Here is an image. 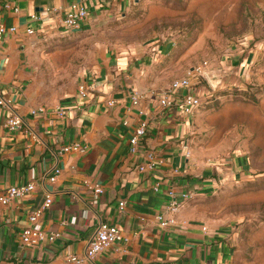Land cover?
Returning a JSON list of instances; mask_svg holds the SVG:
<instances>
[{
  "label": "crops",
  "instance_id": "crops-1",
  "mask_svg": "<svg viewBox=\"0 0 264 264\" xmlns=\"http://www.w3.org/2000/svg\"><path fill=\"white\" fill-rule=\"evenodd\" d=\"M71 2L89 8L79 33L90 35L93 44L77 85H87V97L81 99L76 88L60 101L45 104L42 90L34 83L44 64L56 55L44 50L59 40L55 38L75 31L61 32L49 18L44 20L43 33L27 35L25 28L34 23L29 14L45 17L46 10L61 11ZM5 3L11 8H4ZM142 4L143 0H0V21L5 28H16L0 39L4 101L0 105V190L28 182L35 186L29 194L0 205V264H67L66 256L82 254L101 221L116 224L122 239L86 264L231 262V238L197 211V201L214 192L221 177L205 166L193 147L197 109L188 117L178 108L162 110L154 98L131 105L134 93L162 89L186 74L188 52L171 39L109 37L121 31H113L115 24L128 21ZM192 91L203 98L207 89L197 85ZM58 105L67 109L65 116L31 113L38 106ZM141 109L147 114H140ZM9 115L22 118L20 129L4 127ZM143 119L147 120L143 145L156 152L159 162L153 170L140 172L142 158L130 152L129 139ZM184 138L191 141L189 158L179 145ZM74 142L85 146V151L61 150ZM55 167L60 172L51 182L48 176ZM96 187L101 192L95 193ZM170 189L191 192L193 198L178 212L176 224L162 228L156 216L163 211ZM47 194L52 201L32 225L28 215ZM27 226L61 236L54 243L26 246L21 232Z\"/></svg>",
  "mask_w": 264,
  "mask_h": 264
},
{
  "label": "rangeland",
  "instance_id": "rangeland-1",
  "mask_svg": "<svg viewBox=\"0 0 264 264\" xmlns=\"http://www.w3.org/2000/svg\"><path fill=\"white\" fill-rule=\"evenodd\" d=\"M115 29L109 37L171 39L188 52L184 72L201 68L193 147L221 177L197 211L231 238L227 264H264V0H143ZM90 38L78 30L45 48L56 55L34 83L45 104L76 90Z\"/></svg>",
  "mask_w": 264,
  "mask_h": 264
},
{
  "label": "built area",
  "instance_id": "built-area-1",
  "mask_svg": "<svg viewBox=\"0 0 264 264\" xmlns=\"http://www.w3.org/2000/svg\"><path fill=\"white\" fill-rule=\"evenodd\" d=\"M102 2L104 0H97ZM4 8H11L10 4L5 3ZM14 11H18V8H13ZM89 14V8L87 5L79 2H71L65 9L58 11L55 8L46 10L43 15L38 13L29 14V19L34 23L25 28L27 35H35L37 33H43L44 20L49 18L53 20V28L58 29L61 32H72L79 30L82 27L83 22L87 19ZM16 28L14 26L5 28L0 21V39L6 32H14ZM201 68H195L187 72L184 76L173 79L167 86L162 89H149L145 92L134 93L131 96V105L136 106L141 99L154 98L157 100L159 108L162 110H168L171 108H178L180 112L188 117L194 113V111L203 103V98L194 94L192 89L198 85V81H193L197 76L202 75ZM206 76L205 78L208 80ZM212 77V76H211ZM215 77V76H213ZM78 96L82 98L87 97L88 87L86 84H80L77 88ZM4 104L2 98H0V105ZM51 111L56 116L62 117L67 114V109L60 105L52 108L46 106H38L31 110L32 114H43ZM140 114L146 115V111L141 109ZM22 118L18 115H9L3 122V125L8 130H17L22 127ZM147 132V120L143 119L137 127L134 129L133 134L129 139L130 152L138 154L142 158V162L139 164L138 169L140 172L151 171L158 164L156 152L153 149L146 148L143 145V140ZM179 145L184 152V156L189 158L192 156L191 141L188 138H184L179 141ZM61 150L63 152H84L85 146L78 142H74L68 145H64ZM53 172L48 176L49 181L53 182L56 176L59 174L60 169L55 167ZM173 172H178L177 168L173 169ZM35 186L32 182L10 185L3 190H0V205H6L17 197H22L29 194L34 190ZM95 193L101 192L99 187L94 189ZM168 200L162 212L156 216V220L160 227L167 228L177 222V214L183 208L186 201L193 198L191 192H176L170 189L167 192ZM52 201L49 194L45 195L43 204L36 208L31 214L28 215L29 222L33 225L37 222L41 216L44 208L47 207ZM122 208L124 202L119 203ZM206 227H203L205 230ZM60 233L56 231L46 232L42 229H38L34 226H27L21 232V241L26 246H39L44 242L54 243L59 237ZM122 239L120 228L116 224L107 223L101 221L98 223L94 233L87 240L85 249L82 254L71 253L66 256L67 264H86L93 260L98 254L111 247L114 243ZM216 264H227L220 261Z\"/></svg>",
  "mask_w": 264,
  "mask_h": 264
}]
</instances>
